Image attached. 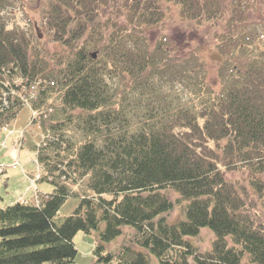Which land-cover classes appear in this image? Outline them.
Wrapping results in <instances>:
<instances>
[{"label": "trees", "instance_id": "trees-1", "mask_svg": "<svg viewBox=\"0 0 264 264\" xmlns=\"http://www.w3.org/2000/svg\"><path fill=\"white\" fill-rule=\"evenodd\" d=\"M171 5L182 19L214 27L206 47L218 61L216 81L195 75L200 48L179 51L164 31L152 37ZM257 6L264 0H47L56 49L8 27L0 8V131L25 105L21 88L38 83L32 108L60 91L64 107L80 110L66 117L82 118L87 135L64 154L68 137L52 123L58 135L38 160L40 180L54 188L39 202L0 206V264H71L79 229H100L89 264H264V17L249 29ZM166 71L181 75V87L164 88ZM222 166L247 176L229 178ZM70 172L89 175L92 193H72L61 181ZM69 194L78 205L57 223ZM181 198L182 216L169 220ZM125 226L128 239L108 250ZM205 226L215 238L200 251L186 236Z\"/></svg>", "mask_w": 264, "mask_h": 264}, {"label": "rangeland", "instance_id": "rangeland-1", "mask_svg": "<svg viewBox=\"0 0 264 264\" xmlns=\"http://www.w3.org/2000/svg\"><path fill=\"white\" fill-rule=\"evenodd\" d=\"M1 3V13L7 20L8 27L17 26L24 28L32 34L35 43L39 42L38 45L49 49L57 48V43L50 38V34L48 33L44 24V10L47 0H2ZM249 13V29L260 27L261 22H263L262 18L264 17V6H257ZM213 29L214 27L209 26V24H197L192 21H186L182 19L178 8L175 5H171L168 9L166 20L163 24L153 26L151 35L156 39L164 31L171 40L176 41V46H178L179 51H182V49H189L192 46H197L200 48L205 61L198 70V73H195V75L199 79L210 83L216 81L218 78V61L215 59L216 55L206 47L207 41L209 40V35ZM257 30L260 31L261 29L258 28ZM202 73L205 74V77H203V75L201 76ZM161 77H163V85L165 89L168 87L169 89H173V87H181V81H179L181 75L166 71L163 76L161 75ZM16 83H19V80H16ZM39 87L40 85L37 83L35 88L32 90L33 92H31L29 89H26V91L30 93V96L27 95L30 101L37 98ZM23 90H25L24 87L21 88L20 92ZM172 94L174 95L173 92ZM194 96L197 98L194 93L192 94L187 92L185 98L188 101H195L196 98H194ZM61 99V92L57 90L53 91L51 94H49L48 100H46L45 104L41 108L36 109V117L33 120L34 122L32 121L33 116H35L33 108L27 104L19 110L17 116L10 122V124H8V126H16L18 129H21L22 132L26 131L23 148H19L21 150L20 159L21 163L23 164L22 167L24 169L29 168V171L33 174L40 170L37 167V163L33 160L36 155L35 145L39 143L38 146L40 148V146L46 144L49 139H52L54 136L58 135L57 132H54L51 126L53 122H57L59 126H62L64 131L63 135L68 137L67 140H63L61 143L63 145L62 147H64L61 148V150L63 149L62 152L64 154L67 153L66 149L70 143V147L72 146V149H76L87 136L85 134V130L81 127L82 118L80 119V117L76 115H72V117H66L70 111L78 112L80 110L78 108L69 109V107H64ZM156 103H161V100H157ZM20 135L23 134L21 133ZM59 136L61 135L59 134ZM39 150L40 149H38V151ZM66 158L68 159L69 157L66 156ZM14 159H17V155H9L8 157H3V154L0 155V160H4L3 163L6 165L8 168V173L11 175V180L8 184H6L5 180L3 179L5 172H0V206L10 203L13 200H17L23 195H32V192L34 191V189L31 188V190L24 192L25 186L28 187L30 181L24 178V175L21 171L23 170L21 165L10 163ZM222 167L223 169H226L227 176L229 178L244 180L247 176V173L244 174L241 169H227L226 167L224 168V166ZM24 171L26 172V170ZM70 174L73 176L72 172H70ZM68 175L66 174L65 176H62L61 181L68 183L72 193H78V195L92 193V191H90L87 187L89 175H77L73 177H69ZM38 187L42 193L51 192L54 188V184L48 180H40L38 181ZM165 192L172 199H176L180 196V194L172 188H166ZM78 195L69 194L67 196L58 210V215L55 219L57 223L62 222L65 216L69 215L76 208L80 198ZM33 196L34 195L31 196L33 199L29 200L34 202L39 201ZM182 202H185L183 198H181L180 201H177L172 211L167 214L169 220L173 221L182 216ZM257 211L264 219V209H262L259 203ZM104 225L105 222H102L100 228H103ZM124 228L125 229L122 234H119L115 238L106 242V247L108 250H118L121 244L128 239L130 230L132 228L130 226H125ZM99 230L100 229H92L88 232L83 229H79L75 233L73 241L77 248V254L71 264H89L93 257V248L99 240ZM186 238L196 245L200 251H205L211 249L213 240L215 238V232L210 227L205 226L201 228L199 234L188 235ZM154 260H156V258H154Z\"/></svg>", "mask_w": 264, "mask_h": 264}, {"label": "crops", "instance_id": "crops-1", "mask_svg": "<svg viewBox=\"0 0 264 264\" xmlns=\"http://www.w3.org/2000/svg\"><path fill=\"white\" fill-rule=\"evenodd\" d=\"M21 133H22L21 129H18L16 126H12V125L11 126H7V129H3L0 132V140H4L5 141V144L0 145V155L3 154V157H8L9 155H11V156L12 155L13 156L17 155V157L20 156V152H21L20 149H22L23 147L20 148L16 144H17V141H18ZM23 133H24V142H25L26 131L23 132ZM3 161L4 160H0V162H3ZM12 162H10V163H12ZM24 170H26V172H30L29 168H26V169L23 168V170H21L22 174L24 175V178L27 179L26 176H25L26 172ZM4 172H5V174L3 176V179L5 180V183L8 184L9 181L11 180V175H10V173H8V168H6V169H4L2 171V173H4ZM31 188H33V187L31 186V183H29L28 187L25 186L24 192L28 191V190H31ZM41 193H42V191L40 190L39 194H41ZM46 193H48V192H44L43 194H46ZM21 195H23V194H21ZM32 195H34L33 196L34 198L36 197V193L34 191L32 192ZM32 195L31 194L30 195L26 194V195L21 196L18 199H21V198L33 199L31 197ZM13 201H15V200H13Z\"/></svg>", "mask_w": 264, "mask_h": 264}, {"label": "water", "instance_id": "water-1", "mask_svg": "<svg viewBox=\"0 0 264 264\" xmlns=\"http://www.w3.org/2000/svg\"><path fill=\"white\" fill-rule=\"evenodd\" d=\"M93 55L95 56V55H96V53H95V52H93Z\"/></svg>", "mask_w": 264, "mask_h": 264}]
</instances>
